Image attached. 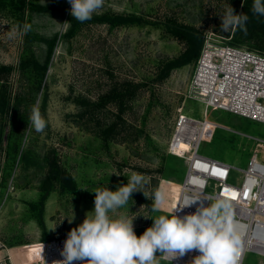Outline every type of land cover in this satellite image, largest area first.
Returning <instances> with one entry per match:
<instances>
[{"label": "rangeland", "instance_id": "rangeland-1", "mask_svg": "<svg viewBox=\"0 0 264 264\" xmlns=\"http://www.w3.org/2000/svg\"><path fill=\"white\" fill-rule=\"evenodd\" d=\"M9 1V0H7ZM43 5L52 0H31ZM62 1L70 10L67 0ZM245 0H104L93 15L111 13L141 17V24L109 28L89 24L73 38L62 37L68 29L67 17L21 13L10 7L0 11V88L21 113L25 108L43 105L47 120L43 133L35 132L27 122L0 118V257L7 252L15 264L26 262L25 249L53 238L67 236L70 229L83 222L94 208L97 189L115 191L127 184L131 173L144 177L143 191L133 194L128 205L113 213L137 216L134 230L139 236L153 221L144 217L173 214L174 197L186 173L185 160L168 153L178 117L186 114L202 120L205 104L190 94L192 64L174 69L163 81H157L162 65L182 54L186 45L169 34L173 22L194 27L206 37L246 47L264 55L261 40L241 41L234 32L220 30L225 7ZM58 34V42L48 65L45 89L37 94V77L31 70L25 75L19 68L22 59L34 55L45 62L47 46L41 39ZM124 86L132 99L126 102L121 119H115V105L108 104L101 113L88 111L83 118L72 102L74 96L91 101ZM128 95V97H130ZM209 120L218 124L211 142H202L198 153L222 161L236 169L247 167L254 150L264 160L257 144L264 142V124L231 112L208 110ZM119 122L123 141L104 142L90 129L100 124ZM10 137V140L8 139ZM20 150L17 154V150ZM26 151L27 158L22 159ZM73 178L74 184L62 188L49 183L50 165L45 155ZM232 169L229 184H241L242 173ZM118 175V176H117ZM162 190L165 205L153 211L152 194ZM207 193L214 194L210 186ZM91 213L89 212V215ZM75 215L73 222L71 220ZM47 240H44V234ZM159 255V253H157ZM160 264H168L161 260ZM243 264H264V256L248 252Z\"/></svg>", "mask_w": 264, "mask_h": 264}, {"label": "built area", "instance_id": "built-area-1", "mask_svg": "<svg viewBox=\"0 0 264 264\" xmlns=\"http://www.w3.org/2000/svg\"><path fill=\"white\" fill-rule=\"evenodd\" d=\"M190 94L205 104L202 120L181 114L168 145V153L185 160L186 173L174 197L173 214L183 216L196 210L181 207L197 195L201 198L219 197L233 205L234 218L242 237L243 264L248 252L264 256V160L254 150L247 167L236 169L227 163L198 153L202 142H211L218 124L209 120L208 110L220 109L264 124V55L246 47L229 44L211 36L204 40L200 55L194 63ZM264 154V142L257 144ZM232 169L242 173L241 184H229ZM215 193L206 190L212 186ZM235 196V199H233ZM67 236L56 237L27 249L23 264H53L62 260L61 250ZM0 243V249L3 248ZM198 251L192 250L172 264H193ZM0 264H15L11 254L0 257Z\"/></svg>", "mask_w": 264, "mask_h": 264}, {"label": "clouds", "instance_id": "clouds-1", "mask_svg": "<svg viewBox=\"0 0 264 264\" xmlns=\"http://www.w3.org/2000/svg\"><path fill=\"white\" fill-rule=\"evenodd\" d=\"M67 2L69 14L81 23L90 20L104 5V0ZM251 12L264 17V0H253ZM219 18L221 31L247 33V13H237L232 5H227ZM28 123L37 133L46 129L47 120L38 104L31 107ZM143 184V175L133 172L127 184L120 183L115 191L109 188L93 191L91 214L87 212L83 222L70 229L60 253L63 259L53 264H160L161 260L172 264L192 250L199 253L193 264H239L242 237L233 205L226 198L197 195L181 207L182 210L196 204L192 213L182 217L177 214L144 217L153 223L139 236L134 230L137 216L120 213L113 217V213L133 200L134 193L142 192L149 198L142 190ZM151 199L153 211L163 209L166 198L162 190L155 191ZM74 218L75 215L68 222L71 224Z\"/></svg>", "mask_w": 264, "mask_h": 264}, {"label": "trees", "instance_id": "trees-1", "mask_svg": "<svg viewBox=\"0 0 264 264\" xmlns=\"http://www.w3.org/2000/svg\"><path fill=\"white\" fill-rule=\"evenodd\" d=\"M253 0H245L243 7L240 10V5L238 2L234 4V9L237 13L245 12L249 16L247 23V33L242 31H235L234 35L236 38L239 36L241 41H245L252 38H259L261 44L259 45L261 49H264V17L254 16L251 12V7ZM10 7L12 10H17L21 13L25 11L37 14H48V15H58L59 17H67L68 19V29L66 33L62 36L65 38H73L80 31V29L89 24H106L109 28H116L126 25L141 24L143 22L141 17L135 15H117L111 13H103L93 15L92 18L86 22H78L70 14L66 4L62 1L52 0L51 3L43 5L41 3H36L31 0H0V11L5 10ZM169 34L176 37L177 39L183 41L186 45L185 51L178 57L166 61L157 76V81H163L168 78L174 69L195 63L200 55L203 43L204 35L203 33L191 26H186L173 22L170 26H167ZM47 46L45 62L41 63L34 55L22 59L19 64V68L25 75L28 71H32L37 77V94L41 93V90L45 87L44 80L48 71V65L50 63L51 57L54 53V48L58 42V34L53 36L51 39H41ZM13 70L12 67L3 66L0 68V72L10 73ZM129 90L124 86L115 87L106 95L100 96L97 100L91 101L90 99L84 98L82 96H74L71 100L77 106L80 111L78 117L83 118L88 111H92L94 115L99 114L105 109L108 104H114L115 107V119H121V115L125 112L126 102L132 99L133 96L128 97ZM31 108H25L21 113L17 110V106L11 105L10 99L6 97V93L0 88V118L10 116L12 120L20 121L23 125H27L28 117ZM41 113H43V105L40 107ZM100 128L90 129L96 134L97 137L101 138L104 142H109L111 140H121L123 137V132L119 130V122L112 121L110 124H100ZM10 140V137H8ZM2 146V139L0 140V147ZM20 150H17V154ZM26 151L22 152V159H26ZM45 160L48 161L50 165V172L47 177V182L55 183L58 182L62 188H67L74 184L72 176L60 166L57 165L56 159L49 154H46ZM152 209V203L146 202ZM44 240H47V234H44Z\"/></svg>", "mask_w": 264, "mask_h": 264}, {"label": "snow or ice", "instance_id": "snow-or-ice-1", "mask_svg": "<svg viewBox=\"0 0 264 264\" xmlns=\"http://www.w3.org/2000/svg\"><path fill=\"white\" fill-rule=\"evenodd\" d=\"M233 199H235V196H233Z\"/></svg>", "mask_w": 264, "mask_h": 264}]
</instances>
